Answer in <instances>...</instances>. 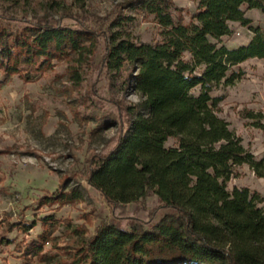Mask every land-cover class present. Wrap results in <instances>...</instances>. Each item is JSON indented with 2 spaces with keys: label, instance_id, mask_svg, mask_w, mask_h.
<instances>
[{
  "label": "trees",
  "instance_id": "1",
  "mask_svg": "<svg viewBox=\"0 0 264 264\" xmlns=\"http://www.w3.org/2000/svg\"><path fill=\"white\" fill-rule=\"evenodd\" d=\"M244 6L264 12V0H198L194 22L187 24L182 15L174 17L179 9L173 0H126L105 18L106 29L34 17L13 24L0 13V71L6 75L28 82L54 59L75 55L70 69L77 76L81 57L94 54L100 38L105 69L117 74L127 66L134 69L130 80L142 101L126 108L128 118L113 143L87 160V183L100 192L116 221L97 231L92 249L83 237L72 247L75 253L63 249L75 264H264L258 197L248 188L227 189L238 165L248 164L264 177V160H257L217 115L221 97L211 94L220 84L234 83L237 75H228L234 65L264 59V32L251 26ZM126 10L153 15L161 40L136 41ZM231 22L254 32L247 45L230 48L222 42L232 32ZM196 87L198 95L191 93ZM170 137L178 139L177 147L165 146ZM61 186L40 200L49 205L82 199L79 189ZM150 196L157 197L158 209L139 206L129 215V204ZM161 208L168 212L152 224ZM17 227L27 229L22 221H8L6 231ZM46 236L23 250L26 258H45Z\"/></svg>",
  "mask_w": 264,
  "mask_h": 264
},
{
  "label": "rangeland",
  "instance_id": "2",
  "mask_svg": "<svg viewBox=\"0 0 264 264\" xmlns=\"http://www.w3.org/2000/svg\"><path fill=\"white\" fill-rule=\"evenodd\" d=\"M123 1L0 0V13L11 17L13 24L34 17L50 22L60 19L69 25L93 23L106 29L105 18ZM173 1L179 9L173 11L174 17L182 15L185 23L194 22L198 0ZM244 9L251 26L264 32V12ZM125 14L132 16L128 29L136 41L161 40L162 28L153 15L134 10ZM230 26L231 34L222 38L228 46L245 44L254 35L238 22ZM104 53L105 42L100 38L95 53L81 57L77 76L70 69L75 55L54 59L47 69L35 70L28 82L0 71V150H6L0 153V264H75L64 248L75 253L72 247L83 237L92 249L97 231L116 221L100 192L87 183V160L113 143L128 118L126 108L142 98L130 80L134 69L127 66L121 74L105 69L101 65ZM185 59L190 61L189 52ZM232 72L237 75L234 83L220 84L211 93L221 97L217 115L257 160H264V59H248L234 65L228 75ZM199 92L200 87L191 91L194 95ZM178 145L175 137L165 143L168 148ZM62 184L64 191L79 189L82 199L49 205L40 200L44 194L62 189ZM234 187L248 188L264 210V177L257 176L248 164L234 167L227 189ZM159 205L157 197L150 196L129 204V215H135L139 206L155 210ZM167 212L159 209L152 224ZM43 218L51 220L43 224ZM8 221H22L27 229L7 232ZM76 229H85V233ZM44 232L45 258H26L23 250L33 242L40 243Z\"/></svg>",
  "mask_w": 264,
  "mask_h": 264
},
{
  "label": "crops",
  "instance_id": "3",
  "mask_svg": "<svg viewBox=\"0 0 264 264\" xmlns=\"http://www.w3.org/2000/svg\"><path fill=\"white\" fill-rule=\"evenodd\" d=\"M231 23H233V22H231ZM251 38H252V37H251ZM251 38H250L245 44H241V45H238V46H228L227 44H226V45H227L228 47H230V48H234V47H239V46L247 45V44L250 42Z\"/></svg>",
  "mask_w": 264,
  "mask_h": 264
}]
</instances>
